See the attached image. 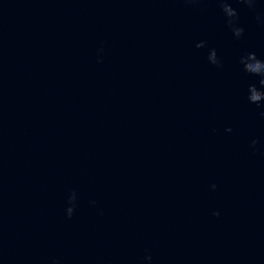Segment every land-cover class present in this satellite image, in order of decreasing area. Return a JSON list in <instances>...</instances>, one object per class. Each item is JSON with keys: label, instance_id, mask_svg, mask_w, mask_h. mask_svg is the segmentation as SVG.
<instances>
[{"label": "water", "instance_id": "1", "mask_svg": "<svg viewBox=\"0 0 264 264\" xmlns=\"http://www.w3.org/2000/svg\"><path fill=\"white\" fill-rule=\"evenodd\" d=\"M0 264H264V0H0Z\"/></svg>", "mask_w": 264, "mask_h": 264}]
</instances>
